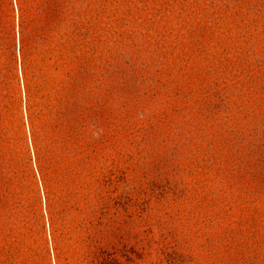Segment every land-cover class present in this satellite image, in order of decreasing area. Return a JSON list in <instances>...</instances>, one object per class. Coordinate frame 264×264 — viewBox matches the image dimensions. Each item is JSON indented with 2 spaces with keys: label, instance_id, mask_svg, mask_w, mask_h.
I'll return each instance as SVG.
<instances>
[{
  "label": "rangeland",
  "instance_id": "374dc122",
  "mask_svg": "<svg viewBox=\"0 0 264 264\" xmlns=\"http://www.w3.org/2000/svg\"><path fill=\"white\" fill-rule=\"evenodd\" d=\"M0 264H264V0H0Z\"/></svg>",
  "mask_w": 264,
  "mask_h": 264
}]
</instances>
